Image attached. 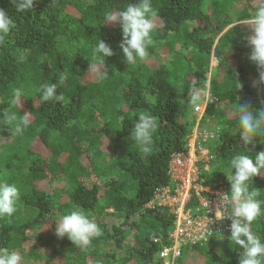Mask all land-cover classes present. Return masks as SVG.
<instances>
[{
    "label": "trees",
    "instance_id": "obj_1",
    "mask_svg": "<svg viewBox=\"0 0 264 264\" xmlns=\"http://www.w3.org/2000/svg\"><path fill=\"white\" fill-rule=\"evenodd\" d=\"M137 2L35 0L31 9L17 11L12 0H0L15 24L0 43V137H13L0 146V182L15 184L20 193L13 216L0 217V247L30 264H164L159 253L170 243L175 218L167 207L148 205L158 188L170 184L172 157L188 153L212 58L218 63L210 79L216 102L205 116L220 118L224 127L209 147L214 157L206 185H230L229 162L246 151L237 105L264 109L260 69L249 59L250 32L237 25L262 0H151L156 15L148 56L126 63L122 30L105 14ZM97 38L114 53L106 58V76L102 66L89 71ZM44 83H55L63 98L41 103ZM14 88L24 91L18 107ZM6 110L31 113L23 134H13L3 119ZM141 112L158 124L148 154L130 139ZM249 148L252 155L264 151V136ZM255 187L264 200V173L250 182V190ZM76 208L102 230L86 247L55 235L53 220ZM251 229L264 240V214ZM229 235L183 247L175 264H238L242 249Z\"/></svg>",
    "mask_w": 264,
    "mask_h": 264
},
{
    "label": "clouds",
    "instance_id": "obj_2",
    "mask_svg": "<svg viewBox=\"0 0 264 264\" xmlns=\"http://www.w3.org/2000/svg\"><path fill=\"white\" fill-rule=\"evenodd\" d=\"M34 2L35 0H12L17 11L31 9ZM155 15L156 11L152 8L151 0H138L137 3H129L123 10L105 14L106 22L118 24L122 30V41L119 47L126 63H134L137 58L142 60L148 56L147 49L153 43L154 25L151 17ZM237 23L245 25L250 32L246 37L247 46L251 49L249 59L260 69L259 80L264 83V0L250 16ZM14 27L12 19L3 9H0V43H3L4 36ZM113 55L111 47L104 40L97 38L89 71L96 72L102 66L105 69L103 76H106L108 74L106 58ZM234 78L235 89H241L242 84L237 77L234 76ZM60 79L63 80L64 77L61 76ZM208 83L210 88V79ZM39 91L41 103L63 98L62 95L57 94L55 83H44ZM23 96L22 88H14L12 103L18 107ZM198 98V95L194 93L193 99ZM237 112L240 139L246 151L233 156L229 162L228 172L225 174L230 184V191L219 197L220 203L215 210L214 222L230 221L228 239L242 249L238 264H264V240L251 229L253 221L264 214V207H262L264 200L258 199L260 189L255 187L250 190V182H253V178L264 173V151L254 155L249 154L253 153L249 145L254 147L255 141L264 136V109H252L248 104H238ZM30 117L31 113H25L23 116L7 110L3 113L4 121L12 125L11 131L15 135L23 134L29 127ZM157 128L156 117L141 112L130 130V139L141 152L148 154L153 150V135ZM19 199V189L15 184L0 182V217L11 218L17 210L16 205ZM53 223L55 235L58 238L66 237L75 246H89L93 238L102 235V230L95 219L90 218L80 208L70 211L59 220H53ZM208 235L211 234L208 233ZM21 260L19 252L0 247V264H21Z\"/></svg>",
    "mask_w": 264,
    "mask_h": 264
},
{
    "label": "built area",
    "instance_id": "obj_3",
    "mask_svg": "<svg viewBox=\"0 0 264 264\" xmlns=\"http://www.w3.org/2000/svg\"><path fill=\"white\" fill-rule=\"evenodd\" d=\"M201 100L203 106L196 105L195 113H199L202 107L205 113L208 105L216 102L211 95L209 83L201 95ZM212 159L208 148H204L202 142L189 139L188 153L176 154L170 161V184L158 188L148 205L149 208L167 207L175 218L169 235L170 243L160 251V258L165 264H175L185 246L203 247L230 232V221L214 222L215 210L220 203L219 197L230 191V185L224 181L206 185L207 176L212 169ZM155 243L160 241L155 240Z\"/></svg>",
    "mask_w": 264,
    "mask_h": 264
},
{
    "label": "rangeland",
    "instance_id": "obj_4",
    "mask_svg": "<svg viewBox=\"0 0 264 264\" xmlns=\"http://www.w3.org/2000/svg\"><path fill=\"white\" fill-rule=\"evenodd\" d=\"M248 16H250V15H248ZM241 25H243V24H241ZM231 27H228L224 31V33H226ZM217 65H218L217 60L215 58H212L210 68H209L208 73H207L208 79H211L213 69H215L217 67ZM200 104H201V106H203L201 99L199 102H197V105H200ZM204 109H206V108H204ZM194 112H195V109H194ZM195 115H196V124H195L193 132L190 136V140L193 141V140L197 139V142H202L203 147L208 148L210 155H212V157H214L212 152H211V149H209V147H210L211 143L214 142L215 139L222 133L223 127H224L223 123H222L221 119L218 117L205 116V113H203V107H202V110L199 113H195ZM12 139H13L12 136L0 137V146H4V144H6V143H11ZM33 148H35L39 152H42V153L44 152L42 146L38 142H35L33 144ZM212 166L213 165L211 164V167ZM203 173H204V171H203ZM43 262H44L43 260L40 261V264H43ZM21 264H30V262L27 260V258L22 257ZM94 264H96V263H94Z\"/></svg>",
    "mask_w": 264,
    "mask_h": 264
}]
</instances>
